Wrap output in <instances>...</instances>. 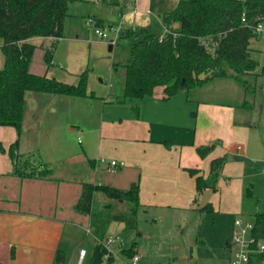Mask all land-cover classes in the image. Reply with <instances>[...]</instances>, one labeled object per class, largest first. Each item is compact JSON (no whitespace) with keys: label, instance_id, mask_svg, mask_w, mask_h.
<instances>
[{"label":"crops","instance_id":"crops-1","mask_svg":"<svg viewBox=\"0 0 264 264\" xmlns=\"http://www.w3.org/2000/svg\"><path fill=\"white\" fill-rule=\"evenodd\" d=\"M182 1L185 0H82L70 4L69 16L64 23V38L57 44L52 66L48 67L45 63L41 75L76 85L79 75L86 69H91L88 89L96 95L95 99L49 95L53 99L48 107L54 106L61 112L70 111L76 124H96L85 128L83 135L87 140L82 152H68L59 147V139L53 140L56 145L51 150L54 153L52 159L45 152H40L38 146L25 145L22 134L28 125L27 115L35 114L28 105L29 95L26 94L25 97L21 135L15 128L0 127V264H55L56 253L59 249L62 250L67 221L70 218L77 219L76 216L79 215L74 206L85 183L105 184L121 189L120 181H125L130 188L139 182V211L153 215L162 212L165 215V212L171 210L180 214L195 210L198 201L196 180L187 169H197L207 178L214 159L224 157L227 151L236 154V144L227 141L228 130H217L214 127L216 122L227 121L233 128L237 126V111L227 101L211 100L205 105L200 104L201 100H191L189 95L184 100L183 96L189 92H180L165 100L164 90L160 92L156 89L152 97L133 99L129 104L131 99L122 104L106 102L114 85H104V81L114 76V65L120 64L107 59L103 53L85 50L87 46L98 47L105 44L103 40L94 39V30L86 25L87 19L94 18L101 28L117 25L121 28L122 37L134 32L165 34L164 15L174 10ZM53 41L51 38L30 40L37 47L36 51L42 52L43 60L45 50L51 47ZM2 44L0 39V69L5 65ZM113 50L114 46L111 51ZM31 68L32 66L30 70ZM96 102H102V105H91ZM134 107H138V111ZM195 107L198 109L196 116L193 114L195 121L188 122V111ZM100 109L102 114L100 121H97L96 113ZM120 111L122 114L116 116L115 113ZM181 114L184 115V121H181ZM201 120H204L202 126ZM186 125L188 128L183 131L181 127H187ZM193 130L194 142L191 146L174 138L185 136L188 139L186 141H189L193 139ZM239 132L231 129L229 133L236 139L235 136L244 135L243 131ZM218 135L225 142L221 143L220 138L217 139ZM36 137L39 135L36 134ZM18 138L19 153L30 158L36 168L40 165L43 168L45 165L51 171L49 178L21 179L12 175L14 167L7 151ZM166 141L173 143L170 149L163 144ZM78 143L83 144L80 137ZM214 143L215 149L208 157L203 159L198 155L197 148ZM1 146L6 150L5 153ZM100 159L123 162L124 166L110 171ZM236 162L241 164L240 170L244 172L243 161ZM228 166L229 162L220 175L217 191L228 192L233 186L231 177L227 175ZM108 174L119 175V178L113 179ZM221 178L230 179L224 183L225 189L220 184ZM208 191L211 190L205 193ZM213 210L215 211L214 207ZM227 212L236 213L234 209ZM234 231L233 227L230 240ZM229 245L230 242H227L228 249ZM135 246L137 252V244ZM140 264L147 263L142 258Z\"/></svg>","mask_w":264,"mask_h":264},{"label":"trees","instance_id":"trees-1","mask_svg":"<svg viewBox=\"0 0 264 264\" xmlns=\"http://www.w3.org/2000/svg\"><path fill=\"white\" fill-rule=\"evenodd\" d=\"M82 0H0V39L5 65L0 69V127L15 128L21 135L25 97L29 92L95 99L88 89L91 69H86L76 85L67 84L45 75L30 72L31 62L37 47L30 42L34 38H51V47L45 50L44 61L53 64L57 44L64 38V23L69 16V6ZM243 16L246 22H243ZM264 25V0H185L163 17V24L170 32L131 33L136 39L131 44L132 61L126 65H114L113 75L122 79V90L112 92L106 102L125 103L129 99L152 97L155 90L163 88L165 100L180 92L203 87L215 79L228 78L227 65L236 79L247 91L250 85L242 77L259 69L264 78V66L252 57L250 47L253 39L260 36L256 28ZM176 25V27H174ZM97 26H101L98 23ZM252 88V87H251ZM250 106V105H248ZM138 107H134L136 111ZM171 148L173 143H163ZM215 149V144L197 148L198 155L205 159ZM3 153L6 152L1 146ZM13 163L12 175L21 179H47L51 176L46 166L36 168L30 158L19 153V138L7 151ZM226 157L211 162L207 178L197 169H187L196 180L197 197L207 190L217 191L220 175L227 164ZM120 168V167H119ZM98 194L119 204H127L125 212H114L111 204L100 207ZM139 182L128 190L103 184H83L81 196L74 206L77 214L87 216L99 223L93 250L92 264H104L107 250L103 242L108 237L112 223L124 224L129 230L138 226L140 203ZM200 211L213 213L207 204ZM255 234L264 238V215L257 216ZM136 245V244H135ZM135 247L123 250L132 257ZM137 253V252H136ZM65 253L58 250L55 264H64ZM110 257L107 264H114Z\"/></svg>","mask_w":264,"mask_h":264},{"label":"rangeland","instance_id":"rangeland-1","mask_svg":"<svg viewBox=\"0 0 264 264\" xmlns=\"http://www.w3.org/2000/svg\"><path fill=\"white\" fill-rule=\"evenodd\" d=\"M111 28L116 30L119 27L112 24L107 25L105 29L108 31L109 39L103 40L102 42L105 44L102 46L85 47L86 52L93 50L98 54L103 53L107 59L120 65L131 63V44L136 39L127 36L122 37L120 34L117 36L114 31L110 30ZM167 32H170V29L166 28ZM92 33L96 41L102 40L94 31ZM113 38H116V45L118 46L113 45L114 50L110 51V40ZM251 47L252 57L260 63V66H264V37L253 39ZM102 50L103 52H101ZM31 66V72L43 74L42 68L45 67V62L40 50L36 51ZM224 69L229 74L228 78H218L203 87L189 91L183 88L182 93L189 92L183 96L184 100L189 95L191 100H201L200 104L205 105H208L207 103H210L211 100L217 102L227 101L237 111L235 116L237 117V126L234 128L229 121L226 123L216 122L214 126L217 130L227 129L228 143H235L238 150L236 154L227 151L224 156L228 160L227 163L229 162L227 175L231 177L233 186L228 192L226 190L221 192L220 190L216 192L208 191L207 194L198 197L195 210L181 212L180 214L177 211L170 210L165 212V215L162 212H156L153 215L140 210L136 230H129L124 224L118 222L112 223L108 229V234L119 235L127 250L130 249V246L137 244V252L147 264H230L232 251L228 249L227 242L231 243L233 240L234 234L231 240L230 236L232 228L236 229L235 225L233 226L234 220L238 219L256 225L257 216L259 214L264 215V78L258 76L259 69L242 77L250 85V90L247 91L232 77L233 72L227 65H224ZM109 83L114 85L112 92L116 94L121 92L122 79L119 76L114 75L109 80L104 81V85L107 84L108 86ZM157 91L161 92L163 88H158ZM27 95H29L28 105L35 111V114L29 115L28 113L27 115L28 125L22 134L25 145L38 146V150L45 152L51 159L54 155L51 150L53 145H56L52 142L53 140L59 139L61 142L59 147L68 152H82L85 149L87 139L83 132L85 128L93 127L96 122L93 124L88 122H84L82 125L76 124L74 122L75 117L70 111L61 112L55 109L54 106L48 107L51 99H53L49 94L29 92ZM34 97L37 98L34 99ZM132 101L134 100H129L128 104ZM91 105L100 106L102 102ZM197 113L198 109L196 107L188 111L187 121L194 122ZM101 114L102 109L99 113H96L97 121H100ZM121 114V111L115 113L116 116ZM183 114H181V121L185 120ZM107 118V120L110 119L108 115ZM79 121L77 120V122ZM203 123L204 120H201L200 125L202 126ZM219 124H221V127ZM181 128L185 131L188 126ZM231 129L238 130V132L243 131L244 135L235 136L236 139H234L229 133ZM36 134L39 135L38 138ZM193 134L194 130L191 132L192 137ZM219 136L217 139L220 138ZM78 137L81 138L83 144L78 143ZM174 138L178 142L182 140V144L190 146L194 142V137L189 141H186L188 139L185 136H181L180 139L177 136H174ZM220 141L221 143L225 142L221 138ZM236 157H245L252 164L242 162L245 165L244 172H242L239 167L241 164L236 162ZM113 175L108 174L113 179L119 178V175ZM221 179L220 184L223 188L224 183L230 179ZM119 184L122 186L121 190L130 188L125 181H120ZM96 203L100 204V207L111 204L114 212H125L129 208L127 204H119L117 201L110 200L101 194L97 195ZM208 203L213 204L214 213L199 210ZM231 209H234L236 213L228 214L227 210ZM76 217L77 219L70 218L67 221V231L62 246V251L66 257L64 264H92L99 223L96 220L91 221L87 216L77 215ZM80 250L86 252V257L82 261L79 259ZM110 250L115 254V263L128 262L129 256L123 254L124 252L120 251L117 246L111 247Z\"/></svg>","mask_w":264,"mask_h":264},{"label":"built area","instance_id":"built-area-1","mask_svg":"<svg viewBox=\"0 0 264 264\" xmlns=\"http://www.w3.org/2000/svg\"><path fill=\"white\" fill-rule=\"evenodd\" d=\"M246 22L245 16L242 19ZM86 25L92 28L95 34L102 40H108L109 34L105 28L97 26V22L94 18L86 20ZM110 30L114 31L117 36L121 35V28ZM136 31V29H134ZM256 33L260 37H264V25L261 23L256 28ZM111 46L116 45V38L110 40ZM100 161L106 164L110 171H114L119 167H123L124 163L117 161H107L106 159H100ZM236 227L233 240L230 243V249L232 251V258L230 264H264V239L259 238L255 234V224L245 223L244 221L236 219L234 222ZM104 248L107 250V255L104 257V263H108L110 257L116 259L115 254L110 250L111 247L117 246L120 251L126 250V245L122 241L119 235H109L103 242ZM86 257V252L80 250L79 259L82 261ZM142 257L138 253H134L132 257H129L127 263L121 264H140ZM118 264V263H114Z\"/></svg>","mask_w":264,"mask_h":264},{"label":"water","instance_id":"water-1","mask_svg":"<svg viewBox=\"0 0 264 264\" xmlns=\"http://www.w3.org/2000/svg\"><path fill=\"white\" fill-rule=\"evenodd\" d=\"M110 51L112 50V46H110ZM237 161H243V162H247L249 165H251L252 164V162L250 161V160H248V159H246L245 157H236L235 158Z\"/></svg>","mask_w":264,"mask_h":264}]
</instances>
